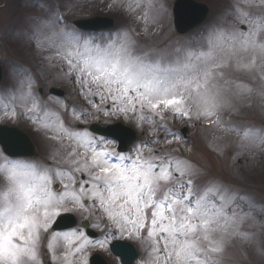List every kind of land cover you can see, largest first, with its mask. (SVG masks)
Instances as JSON below:
<instances>
[{"label": "snow or ice", "instance_id": "6c2138e0", "mask_svg": "<svg viewBox=\"0 0 264 264\" xmlns=\"http://www.w3.org/2000/svg\"><path fill=\"white\" fill-rule=\"evenodd\" d=\"M145 6L155 7L151 0L122 7L147 25L149 11L136 15ZM38 7L48 15L31 17L28 40L34 42L36 55L49 53L41 56L49 74L73 85L87 107L69 108L59 97L43 100L31 73L13 77L0 93L5 119L24 116L52 142L46 163L0 150V264H44L45 235L58 217L72 212L88 215L83 227L47 237L49 264H89L88 248L107 251L109 246L120 264H127L130 244L120 242L129 241L144 253L138 264H220L218 257L228 243H251L253 234L243 231V225L255 219V202L220 181L197 187L202 170L187 159L162 153L161 141L171 144L181 135L164 122L171 113L235 132L237 155L251 151L257 142L264 145V128L223 117L224 111L239 114L238 102L254 92L234 74L255 72L264 84V14L251 11L264 7V0H233L220 22L202 30L195 46L175 48L171 59L137 53L130 29L98 36L60 26L63 18L50 4ZM143 34L151 35L147 27ZM258 95L264 100V91ZM64 112L74 126L66 124ZM101 115L106 121H130L142 133L147 125L149 140L139 141L130 152L120 151V137L112 129L97 136L84 127L86 120L99 121ZM97 213L109 225L102 239L86 232L87 220Z\"/></svg>", "mask_w": 264, "mask_h": 264}, {"label": "rangeland", "instance_id": "374dc122", "mask_svg": "<svg viewBox=\"0 0 264 264\" xmlns=\"http://www.w3.org/2000/svg\"><path fill=\"white\" fill-rule=\"evenodd\" d=\"M172 1L151 0V3L155 5L153 9L148 10L145 6L137 10L136 15H140L146 10L149 11L150 19L146 25L143 20H135L131 14L123 10L122 6L132 3L133 0H0V70L2 73L0 93L12 83L13 77L19 78L31 73L36 79L37 92L38 88H41V92L38 94L43 100L55 97L48 94L47 90L50 86H56L64 90L65 95L60 99L67 100L69 108L72 105L77 106V108L87 107L78 92L73 91V85L57 82L49 74L50 70L46 62L41 59V56L49 53L44 52L36 55L34 42L28 40V32L33 24L31 17L33 15L45 17L48 15L44 9L38 7L39 4H50L52 8L58 11V14L63 18V24L60 26L72 27V21L77 18L94 15L111 17L115 21V26L110 30L98 33V36L114 32L120 28L130 29L137 40V53L149 52L152 57L162 56L165 59H171L175 55V48L188 46L189 43L195 46L200 39L202 30L220 22L225 11L233 3V0H196L207 6L206 20L197 29L179 35L172 26L170 10ZM251 11L264 14V7H253ZM145 27L151 33L150 36L143 34ZM136 33H140V35L136 36ZM234 75L240 81L251 85L254 92L250 97L238 102L241 108L239 114L224 111V120L227 122L230 119L231 123L241 126L252 125L257 128H264V100L258 95L259 92L264 91V84H261L259 76L255 72H242ZM51 106L55 107V105ZM19 110L17 108V111ZM62 116L66 124L75 125L67 112L62 113ZM166 116L167 119L164 122L169 128L178 131L181 125H187L189 131H187L186 139L180 136L178 141L174 140L171 144H163L161 141L162 153H171L174 156L187 159L193 166L201 169L202 175L195 181L197 187L202 186L205 181H220L230 185L233 189H238L241 194H246L256 204V209L252 212L255 219H249L243 225V231L253 234L252 242L247 243L236 239L228 243L224 252L218 257L220 264H264V254H261L264 251V211H261V208H264V145L257 142L253 144L251 151L237 155L240 152L237 147L239 137L235 132L210 128L207 126L209 123L207 120L189 121L183 118H173L171 113H166ZM99 121L101 123L121 121L137 130L136 141L125 153L130 152L133 145L139 141L149 140L146 131L147 125H145V132L142 133L135 124L123 118L112 117L106 121L101 115ZM91 122H96V120H86L84 127ZM0 124L21 128L30 136L35 143L36 150H38V155L33 159L26 160L47 162V156L51 150L50 145H52V142L46 139L47 134L37 130L36 126L24 116H20L18 119H5L3 101H0ZM166 139L172 138L166 137ZM152 146L155 147L156 145ZM2 184L3 179L0 178V185ZM241 203L243 204V202ZM243 207L245 211L248 210L247 204H243ZM72 213L77 217L78 222L88 215L87 213ZM89 220L91 223L89 227L99 222V227H92L99 234L98 238L95 239L104 238L106 229L109 227L106 219L97 213L95 217H90ZM51 232L54 231L51 229L45 235L41 245V258L44 264H49L46 263L49 262V254L45 245ZM132 243L137 250V256L132 264H138L144 253L138 244ZM62 251V248L59 249L57 255ZM95 251L100 253L108 264H120L109 250L90 247L87 249V256Z\"/></svg>", "mask_w": 264, "mask_h": 264}, {"label": "water", "instance_id": "95a60500", "mask_svg": "<svg viewBox=\"0 0 264 264\" xmlns=\"http://www.w3.org/2000/svg\"><path fill=\"white\" fill-rule=\"evenodd\" d=\"M207 11L208 9L202 3H198L196 1L194 2L192 0H176L173 7L174 25L176 30L178 32H184L194 26H197L206 18ZM75 25H78L82 28L107 27L112 25V20L108 18L94 17L76 21ZM51 91L54 93L59 92L55 89H52ZM108 129H112L117 135H119L120 139H122V132H126L117 126H111ZM128 137L129 136L127 135L124 137V139H127ZM28 139L29 138L20 130L0 126V146L2 149H7L10 153L18 154L20 156L34 155L35 150H33V144ZM66 219L68 218L64 217L60 220V222L63 223ZM113 253L116 254L115 252ZM133 255V251L130 250V248H127L124 257V259L127 261V264L130 263ZM89 260L90 264H105L98 255L92 256V258Z\"/></svg>", "mask_w": 264, "mask_h": 264}]
</instances>
